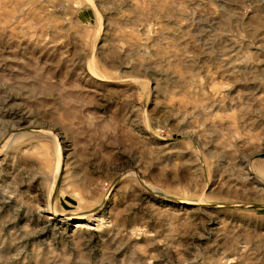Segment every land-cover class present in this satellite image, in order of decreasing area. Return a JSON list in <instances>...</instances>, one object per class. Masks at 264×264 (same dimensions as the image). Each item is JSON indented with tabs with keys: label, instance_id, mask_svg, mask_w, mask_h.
<instances>
[{
	"label": "rangeland",
	"instance_id": "374dc122",
	"mask_svg": "<svg viewBox=\"0 0 264 264\" xmlns=\"http://www.w3.org/2000/svg\"><path fill=\"white\" fill-rule=\"evenodd\" d=\"M0 264H264V0H0Z\"/></svg>",
	"mask_w": 264,
	"mask_h": 264
},
{
	"label": "water",
	"instance_id": "95a60500",
	"mask_svg": "<svg viewBox=\"0 0 264 264\" xmlns=\"http://www.w3.org/2000/svg\"><path fill=\"white\" fill-rule=\"evenodd\" d=\"M263 154H260V157H262Z\"/></svg>",
	"mask_w": 264,
	"mask_h": 264
},
{
	"label": "bare ground",
	"instance_id": "6f19581e",
	"mask_svg": "<svg viewBox=\"0 0 264 264\" xmlns=\"http://www.w3.org/2000/svg\"><path fill=\"white\" fill-rule=\"evenodd\" d=\"M77 227H79V226H77Z\"/></svg>",
	"mask_w": 264,
	"mask_h": 264
}]
</instances>
